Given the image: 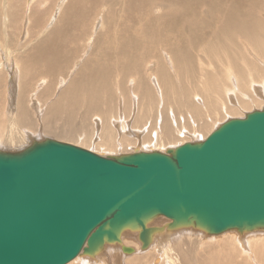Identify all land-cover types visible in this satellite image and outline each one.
<instances>
[{
  "label": "water",
  "instance_id": "water-1",
  "mask_svg": "<svg viewBox=\"0 0 264 264\" xmlns=\"http://www.w3.org/2000/svg\"><path fill=\"white\" fill-rule=\"evenodd\" d=\"M159 216L170 222L150 225ZM180 227L264 229V106L166 151L103 155L51 137L0 149V264L95 257L126 230L145 249Z\"/></svg>",
  "mask_w": 264,
  "mask_h": 264
},
{
  "label": "bare ground",
  "instance_id": "bare-ground-1",
  "mask_svg": "<svg viewBox=\"0 0 264 264\" xmlns=\"http://www.w3.org/2000/svg\"><path fill=\"white\" fill-rule=\"evenodd\" d=\"M13 1L14 0H8L6 3L8 5L7 7L11 8ZM29 3L26 5L27 8L25 12H30V20L32 22V20L35 21V18L38 20L40 17L39 15L42 14L40 12L38 13V10H40L42 5V0H38L32 5ZM2 5V1L0 0L1 8ZM103 8L108 9L105 20L101 24L100 29L96 31L97 34L95 37H92L91 29L94 30L93 26L95 25L94 20L91 19L92 15L95 14L94 12L98 13V11ZM75 9H78V11L75 12ZM72 13H74L73 18H69ZM59 17L63 19L59 18L57 24L49 30L47 34L42 35L43 37H39L38 40L33 42L31 41L32 43L30 47L26 48L21 56L18 55L19 59L15 57V61H13L12 59L7 58V61H11L12 63L9 62L6 64L0 54V69L6 68V71L8 72V88L11 89L12 95V97L9 98V103L13 106L15 104L14 100L17 101V105L8 109V114H13L15 116L16 124L20 128H23L24 131H18L16 127H11L5 122L6 113L3 111V104L6 101L2 103V100L3 95L7 90H4L2 87V79L0 77V116L5 118V120L0 119V131H3V134H0V143H3V140L15 143L23 141L26 137H32L35 133V131H33L35 130L34 119H38L41 115L40 114L39 116H36L37 118H34L27 106L22 105L21 98L23 95L20 94L24 93L21 92L17 96L18 89L13 87L14 81L16 82L19 91H21L23 86H27V88L29 87V81L31 80V76L33 78V75H30L31 73L29 71V73L24 76L22 69L25 71V69L31 68L34 69V72L39 70L40 73L38 74H41V78L50 85L63 74L62 72L69 68L70 60H73L74 62L77 57L84 54V49L81 51V49L78 48V42L80 38L85 35L84 32H86V27L89 25V33L86 35L89 40L88 44L92 43L94 48L84 59L82 65L79 67V71L73 80L69 82V86L65 87L58 81V79L56 80V86L62 88L65 87L67 90L60 93V97L57 99L58 102L55 105L47 108L48 111L50 110L51 114L45 121L46 126H44V130H42L44 131V134H47L48 136L42 138L32 137L29 139L30 142H27L23 145L24 147L20 149L29 146L34 140H41L48 138L51 134L54 135L51 131V127L54 126V124L50 123L49 119L57 118L58 120V118H62L63 114L67 112L66 109L68 107L66 104L69 101L72 103V109L74 110H77L80 105L88 102L91 109L84 113V117H87V114L90 115L91 112H93V116L96 115L94 118L98 117V127L101 129L97 131V134L95 132L96 135L94 134L93 138L91 135L90 138L87 137L85 141H82V145L87 146L94 143L99 148H106L105 150L116 148L115 145L117 146L119 141L121 142L123 139L125 141H130L131 144L132 140H130L127 135L124 136L128 131V129L126 131L125 129L128 127L133 130V132H135L133 128L140 131V129L144 127L143 135L146 133L148 127L149 130L147 129V134L141 138L143 142L139 143H151V138L148 141V135L158 127V112L164 118H161V124L159 123V126H164V128L162 129L160 127V129H162L159 134L161 137L158 136L153 144L159 145L162 142H166L163 144L167 146L169 145L167 143L171 144L174 139L177 140L176 134L180 136L184 130L188 129L189 132H193L194 137H197V140L193 141L203 140L212 131L227 121V119L235 116L239 117L240 113H245V116L248 112L253 111L254 109L250 108V106L257 107L255 109H261L264 106V98H262L264 96V71L261 73L256 72L255 68L245 59L246 56H240V61L235 62V60H233V53L239 52L237 48L240 47L236 46V42H232L235 47L228 46V43L230 42L229 39H232V35L237 34V36H243L249 41L250 45L254 47L256 52L261 55L260 57L263 58L261 62L264 63V0H68L66 7H63V11ZM76 17L80 20H77ZM17 21L18 19H16V22ZM83 21L85 25L82 26ZM11 24V27H13L14 30L16 26L13 24V21H11ZM68 26L76 29L74 35H72L71 32L69 33L66 31L67 28H69ZM59 28L60 30H58ZM1 30L2 25L0 24V44L3 39ZM31 32V29H28V41L35 37ZM237 44L239 45V43ZM197 46H202L203 49L200 50H204L203 58H199L200 60H195L193 57L194 54H191V51H193L192 49ZM148 48L149 50H153L156 54L158 67L155 72H160L161 76L169 78L174 77L169 73L170 70L185 75L188 69H193L194 71H197L198 74H195L194 76H191V74L187 75L188 80L185 82L187 88L180 87L174 89L171 82H169L165 90L163 86L164 84L159 80V77L157 75H152L153 69L150 71L149 76L143 74L138 76L140 70L142 69L141 71H143V68L138 66L136 70L137 72L128 71L130 76L136 75L138 77V83L139 81L150 82L152 77V82L154 81L156 85L154 84L152 86L148 83L142 86V94H139V87L135 89L133 86L132 92L128 95L130 100L129 107H125V112L123 114L119 112V108L114 110V103L109 104L108 107L105 108L103 105H106L107 100L105 97L99 95V92L104 95L105 92L98 91V88H95L98 86L94 83L95 78L99 76L98 72H111L114 69H121L124 67L129 69V62L134 55L137 52ZM0 50L4 51L2 47ZM184 50L185 52L183 53ZM206 63H209V65H206ZM147 65L148 63L145 64L144 69L147 68ZM207 69H215L216 72L217 69H227L229 72L227 71L226 73L225 70V73L228 74L229 77L233 76V70L236 71L237 74L235 72V75L237 79L235 76L233 77L234 81H236L235 84L237 89H235V86L231 88L228 85H224V81H222L221 78L222 75L219 77L218 72V74L207 73ZM200 71L204 72L203 74H210V76L202 75L200 77ZM254 74L255 76H253ZM84 80L91 81V84L94 87H84L79 85ZM62 81L65 82V79ZM259 82L262 84L257 85ZM247 88H249V93L252 96V99L247 95L241 96L240 94V92L242 94H247ZM87 94H89L90 99H86ZM236 96L237 99L235 98ZM227 97L229 98V101ZM83 98L86 100L82 102ZM123 100L125 106L127 100H125V98ZM31 101L34 103V107L37 111H40L39 106H35V103L38 105L37 99ZM133 103L134 105H137V108L130 111L132 110ZM173 105L176 106V108L173 107ZM184 108L188 109L190 114L192 113V117L189 116L194 124L187 123L190 118L187 116L188 112L185 113V111H182ZM177 110L182 112L178 113L179 111ZM36 113V115H38V112ZM118 115L121 117L119 120H122V125L119 129L117 128L120 122H113V124H111V119H118ZM168 116H172L174 120L169 118L171 122H168ZM227 116L229 118L219 125L218 122L215 128H212V124L208 126V120L210 117H214L219 121L225 119ZM182 118L184 119L182 120ZM43 119H45V114ZM74 131H76V127H74ZM24 133L26 137L24 136ZM118 133L119 139H117ZM144 141L148 142L146 143ZM132 143L135 144L137 142L135 141ZM181 144L179 143V145ZM122 145L125 144L123 143ZM133 146H136V144ZM177 146L178 145L172 146L165 150ZM0 148L4 147L0 146ZM88 148L91 149L90 146ZM4 149L10 150L7 148ZM137 150H141V148H136L134 151ZM152 150L157 149L146 151ZM94 151L98 153L101 152H99L98 149ZM109 152L111 151L109 150L108 153ZM101 153L105 154L103 152ZM166 224L167 223H164L162 226H166ZM229 231L232 232L233 230ZM229 231L223 233L226 234L229 233ZM244 233L243 235L239 234L238 237L241 239L236 235H234L233 238L235 239V242L238 243L240 241H246L248 246H250L251 241L256 240L255 236H257L252 234L262 232L254 231V233H250L251 235L249 233L244 235ZM158 234L160 233L154 234L150 246L155 241L156 244L154 243V247L158 246L160 243L163 245L160 247L165 246L161 242V239H158L157 241V239L154 238ZM208 235L214 236L219 234L208 233L207 236ZM258 239L259 238H257V240ZM123 245L126 244L124 242L121 244L122 249ZM109 246H113V244H107L95 257H88V259L86 256V258L82 257L84 256L83 254H80L72 262L83 258L92 262H87V264L105 263L104 259H102L103 257L100 255H102L101 253L105 250H111L108 248ZM149 247L143 249L140 243L141 250L135 248L132 254H135L136 251H145ZM132 254L127 253V255Z\"/></svg>",
  "mask_w": 264,
  "mask_h": 264
},
{
  "label": "rangeland",
  "instance_id": "rangeland-1",
  "mask_svg": "<svg viewBox=\"0 0 264 264\" xmlns=\"http://www.w3.org/2000/svg\"><path fill=\"white\" fill-rule=\"evenodd\" d=\"M1 1H2L3 5H2V8L0 7V24L2 25L1 33H2L3 39H2V43L0 44V49L2 47L4 51L0 50V54H1V57L3 58V60L5 61L6 64L11 62V61L8 62L7 58L12 59L13 61H15V57L19 59L18 55L21 56L22 52L26 48L30 47V45L33 41L38 40L39 37H43L42 35L47 34L48 31L51 30L57 24V20L60 18L59 16L63 11V7H66L67 2H68V0H42V5L40 7V10H38V13L40 12L42 14L39 15L40 17L38 20H36L37 18H35V21L32 20V22H31L30 12L29 11L25 12V10L27 8L26 5L29 2L31 3L32 0H19V1L14 0L11 8L7 7L8 5L6 3L8 0H1ZM36 1H38V0H35V1L33 0L32 3L31 4L29 3V4L32 5ZM78 9H75L74 11L77 12ZM100 10L98 11V13L94 12L95 14H93L92 18H91L95 22V25L93 26L94 30L91 29V33L93 35L92 37H95V35L97 34L96 31H98L100 29L101 24L104 22L105 16L108 12L107 8H103ZM73 16H74V13L70 14L69 18H73ZM16 19H18L17 22H16ZM60 19H63V18H60ZM76 19H77V17H76ZM11 21H13V24L16 26V28L14 30H13V27H11L12 26ZM83 25H85L84 21H83L82 26ZM28 29H31V31H32L31 33H33V36H35L33 39H30L29 41H28V35H27ZM86 29L87 30L84 33H85V35L86 34L88 35V33H89L88 30L90 29V25L88 27H86ZM58 30H60V28ZM66 31L69 33L71 32L72 35H74L76 33V29L75 28L73 29L72 27L67 28ZM85 35H83V37L80 38V40L78 42V48L81 49V51H82V49H84V51H85L84 54L77 57V59L74 62H73V60H70L69 68L67 70H65L64 72H62L63 74L57 78L58 81L65 87L69 86V82H71L73 80V78L75 77V75L79 71V67L82 65L84 59L89 54V52H91L92 49L94 48V45H92V43L88 44L89 40L87 39V35L86 36ZM232 36H231L232 39H229L230 42L228 43L229 44L228 46L235 47V46H233V43L236 42L235 43L236 46L240 47L244 51L243 52L240 48H237V50L239 52L233 53L234 54L233 60H235V62H239L240 56H242V57L246 56L245 59L249 62V64H251L255 68L256 72L261 73L262 71H264V69H261V68H264V63L261 62L263 60V58L260 57L261 55H259L256 52V50L254 49V47L252 45H250L249 41L246 40L245 37H243V36H241V37L237 36V34L236 35L234 34ZM235 37H236V39H235ZM226 40H228V39H226ZM231 40H234V41H231ZM225 42H228V41H225ZM237 43H239V45ZM230 44H232V45H230ZM241 44H242V46H241ZM200 49H203V47L197 46L194 49H192L193 51H191V54L192 55L194 54L193 57L195 60H200L203 58L204 50H200ZM81 51H80V53H81ZM184 52H185V50L183 51V53ZM78 60H79V62H78ZM133 60L135 63L133 62ZM147 63H148L147 68L144 69L145 64H147ZM168 65H169V63H168ZM206 65H209V63H206ZM21 66H23V65H21ZM138 66L140 68H143V71H141L142 70L141 69L138 76L142 75V74L145 76H147V75L149 76L150 71L153 69L152 75H157L159 77V80L161 82H163V84H164L163 86H164L165 90H166V87L168 86L169 82H171L174 89H178L180 87L187 88L185 85V82L188 80L187 75L191 74V76H194L195 74H198L197 71H194L193 69H188L184 75L182 73L181 74L176 73V72L170 70L171 69L170 68L169 73L171 75H173L174 77H172V78L171 77L169 78L166 76L163 77V76H161L160 72L159 73L155 72L158 65H157V57H156V54L154 53V51L149 50V48L146 50H143V51H139L134 55V57L129 62V69L124 67L121 69H114L111 72H105V73L98 72L99 76H97L95 78L94 83L98 86V87H95V88H98V91L100 90V91L105 92V95L102 94L101 92H99V95L105 97L107 100L106 105L105 104L103 105L105 108L108 107L109 104L114 103V110H117L119 108L118 109L119 112L121 114H123L125 112V107L126 106L129 107L130 100L128 98V95L130 94V92H132L133 86L135 89L137 87H139L140 88L139 94H142V90H141L142 86H144L148 83H150L152 86L155 84L154 81L152 82V77H151L150 82L139 81V83H138V77L136 75L130 76L128 71L137 72L136 70H137ZM1 69H0V77L2 79V87L4 88V90H7L8 92L5 91V94L3 95V100H2L3 102L2 103H4L6 101L3 104L4 109L1 107L3 109V111L6 113V120H5V118H2V116H0V119L5 120L6 124H8L9 126L16 127L18 131H21V130L23 131V128H20L16 124L15 116L13 114H8V109L17 105L16 104L17 101L14 100L15 104L13 106L10 105L9 98H11L12 95H11V89L8 88V84H9V81L7 80L8 72L6 71V68H4V69L1 68ZM22 70H23L24 76L26 74H28L29 71L31 73L30 75H33V78L31 76V80L29 81V85H28L29 87L27 88V86H23L21 88V91H19V88L17 87V84L15 81L13 83V87L18 89L17 90V96L21 92L24 93V94H20V95H23L21 98L22 99V105L27 106V108L33 114L34 118H37L36 116H39L41 114L38 119L33 118L34 124H35V130H33V129H30V130L35 131V133L33 134L32 137L42 138V137L48 136L47 134H44V131H43L44 126H46L45 121L50 117V114H51L50 110L48 111L47 108L55 105L58 102L57 99L60 97V93L64 92L67 89H65V87L62 88V87L56 86L55 82L57 79L55 81H53L50 85L47 84L46 81L41 78V74H38V73H40L39 70H37L35 72H34V69H31V68L25 69V71H24V69H22ZM199 70H202V69H199ZM225 70L227 73V71H228L227 69H219V70L217 69V72L219 74L215 71V69H212V70L207 69L206 72L210 73V74H218L219 77H220V75H222L221 78H222V81H224V83L222 82L224 85H228L231 88L235 86V89H237L236 84H235L236 81H234V77H233V76H235V78L237 79V77L235 75L236 71L233 70V72H232L233 76L229 77L228 74L225 73ZM200 72H201L199 74L200 77L202 75L210 76V74H207V73L203 74L204 72H202V71H200ZM236 74H237V72H236ZM253 76H255V74ZM63 79H65V82L62 81ZM153 80H155V79H153ZM240 83H241V81H240ZM186 84H188V83H186ZM259 84H262V83L261 82L257 83V85H259ZM79 85L84 86V87H94L91 84V81H86V80L81 82ZM23 90H24V92H23ZM260 90L263 92V90L261 88H260ZM246 93L247 94H242L240 92L241 96L247 95L250 99H252V96L249 93V88H247ZM5 95L7 98L5 97ZM16 98H18V97H16ZM124 98H125V100H127L125 106H124V100H123ZM235 98L237 99V96ZM262 98H264V96ZM34 99H37L38 105L35 103V106H39L40 111H37V109L34 107V103H32V101H31ZM86 99H90L89 94L86 95ZM86 99L83 98L82 102ZM12 101H13V99H12ZM228 101H229V98H228ZM230 102L233 103L232 101H230ZM12 104H13V102H12ZM66 106L68 107L66 109L67 112L63 114L62 118H58V120H57V118L49 119L50 123L54 124V126L51 127V131L54 133V135L49 134L50 135L49 137L55 138L58 140H62V141L72 142L74 144H78L80 146L85 147L86 145H82V141H85V139H87V137L90 138L91 135L93 138V135L95 134V132L97 134V131L101 129L98 127V121H97L98 117L94 118L96 115L93 116V114H92L93 112H91L90 115L87 114V117H84V113L86 111H88L89 109H91V107H89L90 104L88 102L80 105L77 108V110L72 109V103L70 101L66 104ZM173 107L176 108V106H174V105H173ZM136 108H137V105H134V103H133L132 110H130V111H133V109H136ZM250 108L255 109L257 107H251L250 106ZM258 108H261V107H258ZM128 109H130V108H128ZM177 111H179L178 113H180L182 111L183 112L185 111V113L188 112L187 116L190 119H188L187 123L194 124L193 120H191L192 113L190 114V111L188 109L184 108V109H182V111H180V110H177ZM36 112H38V115H36L37 114ZM44 114H45V119H43ZM73 114H74V116H73ZM244 114L245 113H240L239 117L244 116ZM235 117H238V116H235ZM120 118L121 117L118 115V119H116V118L111 119V124H113V122H115V123L120 122L117 129H119V127L122 125V120L121 121L119 120ZM131 118H129V119H131ZM161 118L164 119L163 116L158 112V121H159V122H157L158 127L156 130H154L152 133H150L148 135V141L151 138V143L141 144L143 142L141 140V138L147 134V129L149 130L148 127H147L146 133L144 135H143L144 127L142 129H140V131H137L135 128H133L135 132H133V130H131L128 127L125 129V131L127 129H128V131H127V133L124 134V136L127 135L128 138L130 140H132L131 144H130V141H125L123 139V141L122 140H121V142L119 141L120 145L119 144L117 146L115 145L116 148H114V149L105 150L106 148L105 149L99 148L94 143H91L90 145H87L86 147L88 148L90 146V148L93 150L98 149L99 152L101 151V152L105 153L103 155H109V154L118 155V154L126 153L127 151L133 152L136 148H141V150H151V149L165 150L169 147L179 145V143L181 144V142L183 143L186 141L197 140L196 139L197 137L196 136L194 137L193 132L191 133L187 129V130L182 131L183 133L181 132L182 134L180 136H178V134H176V138L178 141L176 139H174L173 141L175 144L173 143V141L171 144L167 143V144H169L167 146L165 144H163L166 142H162L159 145L153 144L154 141L156 140V138H158V136L161 137V135H159V134H160V131L164 128V126L163 127L159 126L161 124ZM169 118L174 120V118L172 116H168V122L170 121ZM227 118H229V117L227 116L225 119H223V120L221 119L218 121L214 117H210L208 120V122L210 124L208 123V126H210L212 124L213 125L212 128L213 127L215 128L217 126L218 122H219L218 123V125H219L220 123H222ZM149 119H151V118H149ZM183 119L184 118H182V120ZM131 122H133V121H131ZM74 127H76V131H74ZM160 127L162 129H160ZM0 134H3V131H0ZM4 135H6V134H4ZM24 136H25V133H24ZM32 137H26L23 139V141L15 142V143L11 142V141H7V140L4 141L3 140V143H0V146L7 148V149H10L7 151H19L20 148L24 147L23 145H25L27 142L28 143L30 142L29 139ZM117 139H119V133H118ZM135 141L137 142V143H135L136 146H133L135 144H133L132 142H135ZM148 141H144V142L147 143ZM139 142H141V143H139ZM123 143L125 145H122ZM137 145H139V146H137ZM161 146H164V147H161ZM4 148H0V149L6 150ZM20 150H22V149H20ZM109 150L111 152L108 153ZM112 150H114V151H112ZM106 153H108V154H106ZM168 222H170V219H168L166 217L159 216L158 218H155L153 221H151L150 225L162 226V225H164V223H168ZM254 231L255 232H262V233H256L255 234ZM157 233H160V234H158L154 238H156L157 241H158V239H161V242L165 245L164 247H160V246H163V245H161V243L158 246L154 247L156 244V241L154 240L155 244L153 243L145 251H140V252L136 251V253L134 252L135 254L131 253L132 255H127V253H125L123 251L120 243H114L113 246L108 247L111 250H109V251L105 250L103 253H101L102 255H100V256L103 257L102 259H104L105 263H100V264H264V229H256V230L247 231L244 233V235L248 234V233L249 234L254 233L252 235H257V236H255L256 240H252L250 246H248L246 241H244V242L240 241L239 243L235 242V239L233 238L234 235H236L237 237L239 236V234L243 235V233H240L237 230H233L232 232L229 231V233H226V234L223 233V234L214 235V236H210V235L207 236L208 233L205 230L200 229V228H196V227H180L178 229H169V230L164 229L163 231H160ZM157 233H155V234H157ZM162 234H164V235H162ZM160 235H162V236H160ZM238 238H240V237H238ZM257 238H259V239L257 240ZM123 242L128 246L134 247V249L136 248V249L141 250L140 249L141 241L139 240L136 231L126 230L123 234ZM83 255L84 256H82V257H84V258H86V257L92 258L89 255H85V254H83ZM82 259L83 258L79 259L78 261L72 262L70 264H87V262H90L87 259H83V260ZM90 263H92V262H90Z\"/></svg>",
  "mask_w": 264,
  "mask_h": 264
},
{
  "label": "built area",
  "instance_id": "built-area-1",
  "mask_svg": "<svg viewBox=\"0 0 264 264\" xmlns=\"http://www.w3.org/2000/svg\"><path fill=\"white\" fill-rule=\"evenodd\" d=\"M166 151V150H165Z\"/></svg>",
  "mask_w": 264,
  "mask_h": 264
}]
</instances>
